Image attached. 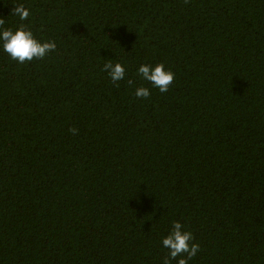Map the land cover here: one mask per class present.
I'll use <instances>...</instances> for the list:
<instances>
[{
  "label": "trees",
  "instance_id": "1",
  "mask_svg": "<svg viewBox=\"0 0 264 264\" xmlns=\"http://www.w3.org/2000/svg\"><path fill=\"white\" fill-rule=\"evenodd\" d=\"M28 3L58 47L0 51V264H162L174 221L189 264H264V0ZM111 51L169 90L114 85Z\"/></svg>",
  "mask_w": 264,
  "mask_h": 264
},
{
  "label": "clouds",
  "instance_id": "2",
  "mask_svg": "<svg viewBox=\"0 0 264 264\" xmlns=\"http://www.w3.org/2000/svg\"><path fill=\"white\" fill-rule=\"evenodd\" d=\"M10 2L13 10L8 17L16 23L6 27V19L0 18V51L17 64L43 60L55 52L58 47L56 40L45 39L34 28L36 13L28 0H10ZM112 54L114 58H106L101 71L116 86H119V82L126 81L130 87H135L134 95L138 99L149 98L153 88L158 89L160 93H166L174 81L175 73L164 63L142 62L136 68L135 76L150 87L143 84L135 86L134 80L128 79L126 62L115 58L113 52ZM70 131L73 134L77 133V129L74 128ZM161 245L167 250V254L162 258V264H172V261H176V264H189L200 251L199 244L194 243L192 232L188 231L186 225L179 221L172 223L171 230L162 237Z\"/></svg>",
  "mask_w": 264,
  "mask_h": 264
}]
</instances>
